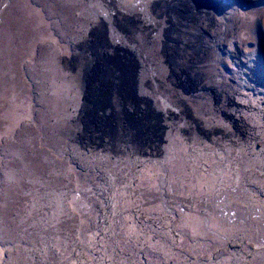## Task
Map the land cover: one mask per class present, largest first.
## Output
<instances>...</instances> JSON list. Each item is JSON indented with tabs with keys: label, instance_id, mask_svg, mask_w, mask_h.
Wrapping results in <instances>:
<instances>
[{
	"label": "rangeland",
	"instance_id": "374dc122",
	"mask_svg": "<svg viewBox=\"0 0 264 264\" xmlns=\"http://www.w3.org/2000/svg\"><path fill=\"white\" fill-rule=\"evenodd\" d=\"M209 1L0 0V264H264V0Z\"/></svg>",
	"mask_w": 264,
	"mask_h": 264
},
{
	"label": "flooded vegetation",
	"instance_id": "af4514ba",
	"mask_svg": "<svg viewBox=\"0 0 264 264\" xmlns=\"http://www.w3.org/2000/svg\"><path fill=\"white\" fill-rule=\"evenodd\" d=\"M187 5H190L191 8L200 9V11H202L203 8L206 7L205 9H207V11L210 13V10L213 9V7L215 6V3L212 2V1H209V0H185L184 7L187 6ZM153 11L156 12V10H153ZM159 11H162V10L159 9ZM174 12H175V10H174V7L171 6V3H166L165 4V7H164V16H162L160 14L159 17H158V19L161 18V17H165V16L166 17H171ZM207 15L208 14L206 13L205 14L206 18H207ZM168 20H169L168 23L171 24V19L169 18ZM213 20L214 19L212 17V22H213ZM197 21H198V23H200L199 20H197ZM114 27H115L116 30H118L120 32L127 33L126 27L124 25H122L120 22H118V19L117 18L115 19ZM105 28H106V26H105ZM166 32L169 33L170 32V29L166 30ZM96 35H97V29H93V30H91L89 32L88 38H87V48H90V45H92V46L95 45V43L97 42ZM263 38H264V35L259 36V41H260L259 42V47L261 48V51H264V49H263ZM180 45H182V50H181L182 53L183 52H186L187 50H189V46H191V45H189L187 43H185V44H182L181 43ZM97 48H99V46H97ZM125 69H126V67H125ZM134 97L136 98L137 96L134 95ZM136 104H135V106H136ZM218 104H219V102H218Z\"/></svg>",
	"mask_w": 264,
	"mask_h": 264
},
{
	"label": "crops",
	"instance_id": "0c3cea01",
	"mask_svg": "<svg viewBox=\"0 0 264 264\" xmlns=\"http://www.w3.org/2000/svg\"><path fill=\"white\" fill-rule=\"evenodd\" d=\"M127 81H128L127 79H125V80L123 79V81H122V82H123V85H124V84L128 85V84H129V83H128L129 81H128V82H127ZM132 84H133V86L135 85V83H134L133 81H132ZM126 85H125V86H126ZM125 86H124V87H119V86H117V90L119 91V93H118V91H117V93H118L119 95H126V96H129L128 91L126 90ZM128 90H129V89H128ZM131 93H132V94H131L132 97H134V95L137 96V90H136L135 88H132V89H131ZM126 96H125V97H126ZM122 113H132V112L129 111V110H127V109H125V110H122ZM102 115H103V118L101 117L102 119H104V118H105V119H108V117H107L106 115H104V114H102ZM102 121H103V120H102ZM102 121H101V122H102ZM130 130H131L132 132H134L135 129L130 128ZM135 131H136V130H135Z\"/></svg>",
	"mask_w": 264,
	"mask_h": 264
},
{
	"label": "trees",
	"instance_id": "16d2710c",
	"mask_svg": "<svg viewBox=\"0 0 264 264\" xmlns=\"http://www.w3.org/2000/svg\"><path fill=\"white\" fill-rule=\"evenodd\" d=\"M93 256H95V257L98 256V250L95 251V255H93Z\"/></svg>",
	"mask_w": 264,
	"mask_h": 264
}]
</instances>
